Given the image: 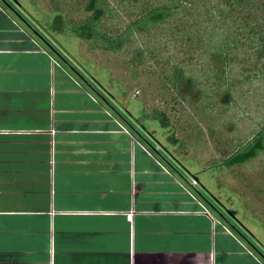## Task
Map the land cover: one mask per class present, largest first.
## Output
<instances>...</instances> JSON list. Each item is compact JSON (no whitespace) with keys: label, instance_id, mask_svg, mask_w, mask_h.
Wrapping results in <instances>:
<instances>
[{"label":"crops","instance_id":"0c3cea01","mask_svg":"<svg viewBox=\"0 0 264 264\" xmlns=\"http://www.w3.org/2000/svg\"><path fill=\"white\" fill-rule=\"evenodd\" d=\"M83 84L0 1V264H264L198 173Z\"/></svg>","mask_w":264,"mask_h":264},{"label":"rangeland","instance_id":"374dc122","mask_svg":"<svg viewBox=\"0 0 264 264\" xmlns=\"http://www.w3.org/2000/svg\"><path fill=\"white\" fill-rule=\"evenodd\" d=\"M9 1L15 9L25 15L29 23L32 22L30 24L33 27L37 24L43 29H40L41 32L46 35L55 50L61 51L62 55H65L63 49L67 50L75 60L70 59V63L74 64L76 70L83 73L85 70L97 79L92 82L93 87L95 86L102 93L101 86H105L112 95H115L116 99H111L116 101L117 108L120 106L119 103H124L131 109L133 122L143 121L147 127L154 130L153 135L160 138L165 149L174 154L181 169L186 167L198 173L197 177L219 196L225 207L236 212L235 215L243 225L253 228L260 240L257 248L261 253L264 251V152L256 159L230 167L225 165L226 154L223 153L234 150L262 126L264 122L262 92L252 91L254 97L250 99L252 96L248 98L241 95L242 86L237 87L233 99L238 103L232 107H226L228 102L219 99L216 107L201 110L203 101L198 100L197 92L190 90L184 81L181 82L183 90L172 87L164 75L167 70L159 69L151 60L144 61L146 65L131 66L123 63L122 57L112 52L101 50L88 52L87 43L76 37L69 27L73 21L80 20L84 16V11L68 10L70 6L65 5L68 4V0L62 1V11H60L62 15L57 19L54 12L55 0H18L22 2L21 9L16 4L14 6L12 0ZM55 39L64 48L58 47ZM175 47H169L166 53H161L171 60V63H167L165 67L170 68L184 59V52ZM192 57L193 65L185 64V70L192 69L195 77L203 79L200 56L197 54ZM234 70L237 71L238 68ZM84 76L86 79L88 75L84 73ZM239 76L242 74H235L236 79ZM89 79L92 80L91 76ZM255 87H258V90L263 89L261 83H255ZM101 93L100 95L107 100ZM153 109L164 112L170 126H162L158 119L147 116ZM124 115L125 118H129L127 113ZM133 135L137 136L136 132ZM169 135H174L178 139L176 144L167 140ZM171 136L169 139L173 137ZM160 151L166 154L161 147ZM165 156L167 157V154ZM180 175L184 178L182 172ZM185 175L189 177L188 174ZM219 208L222 209L220 205ZM222 211L230 212L224 209ZM211 212L212 215L220 218L213 208ZM233 223L247 235L248 230L245 226L236 224V221Z\"/></svg>","mask_w":264,"mask_h":264},{"label":"trees","instance_id":"16d2710c","mask_svg":"<svg viewBox=\"0 0 264 264\" xmlns=\"http://www.w3.org/2000/svg\"><path fill=\"white\" fill-rule=\"evenodd\" d=\"M62 1L54 2L56 19L61 18ZM65 5L70 11H84L69 27L87 43L88 52H112L131 66L151 60L167 70L164 75L172 87L183 90L184 81L196 91L203 101L201 110L216 107L219 99L232 107L238 103L233 97L241 86L244 97L252 99V91L264 95V0H68ZM169 47L185 54L170 68L165 67L171 63L169 57L161 55ZM197 54L203 79L184 68L193 65L192 56ZM236 73L242 76L236 79ZM255 83H261L263 89L258 90ZM147 116L170 126L161 110L153 109ZM170 136L167 140L176 144L178 139ZM263 152L264 122L234 150L223 152L224 163L229 167L243 164Z\"/></svg>","mask_w":264,"mask_h":264},{"label":"water","instance_id":"95a60500","mask_svg":"<svg viewBox=\"0 0 264 264\" xmlns=\"http://www.w3.org/2000/svg\"><path fill=\"white\" fill-rule=\"evenodd\" d=\"M17 18L19 21L22 22V24H24L37 38H39L42 42H44V44L53 52V54H55L58 58H60L65 64H67V66L70 68V70H72V72L86 85L88 86L101 100H103L104 102L107 103V101L100 95V93L97 91V89L95 87H93L86 79L85 77L78 71L76 70L70 63H68L65 58L59 54L54 48L53 46L40 34V32L35 29L27 20L26 18H24L17 10H15V8L13 6H11L9 4V2H7L6 0H0ZM132 130L134 132L137 133V130H135L134 127H132ZM151 149L161 158L162 155L159 153V151L157 149H155L154 146L150 145ZM175 169V168H174ZM191 186V185H190ZM192 187V186H191ZM197 195L200 196L199 192L196 190ZM205 200V199H204ZM206 201L208 202V200L206 199ZM209 203V202H208ZM210 204V203H209ZM213 210L219 214L218 216H220V218L231 228L233 229L237 234H239L241 236V238H243L252 248L255 249L254 245L251 244L249 242V240L247 239V237L242 233V231L237 228L233 221V214H231L230 212L226 213L227 211H225V213L221 212L220 210H218L213 204L211 205ZM235 221V220H234ZM258 254L262 257V259L264 260V254H262L260 251H258Z\"/></svg>","mask_w":264,"mask_h":264}]
</instances>
